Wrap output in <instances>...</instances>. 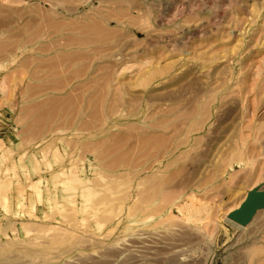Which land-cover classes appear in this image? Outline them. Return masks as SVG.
<instances>
[{
    "label": "rangeland",
    "instance_id": "1",
    "mask_svg": "<svg viewBox=\"0 0 264 264\" xmlns=\"http://www.w3.org/2000/svg\"><path fill=\"white\" fill-rule=\"evenodd\" d=\"M0 245L264 264V0H0Z\"/></svg>",
    "mask_w": 264,
    "mask_h": 264
},
{
    "label": "bare ground",
    "instance_id": "2",
    "mask_svg": "<svg viewBox=\"0 0 264 264\" xmlns=\"http://www.w3.org/2000/svg\"><path fill=\"white\" fill-rule=\"evenodd\" d=\"M129 1V0H128ZM68 8V7H67ZM120 11V10H119ZM121 13V12H120ZM119 19V18H118ZM100 23V22H99ZM100 25V24H99ZM101 26V25H100ZM99 27V26H98ZM89 28V27H88ZM91 28V27H90ZM96 29H98V28H96ZM94 30V29H93ZM37 34V33H36ZM35 35V34H34ZM261 190V189H260ZM169 196V195H168ZM174 196V195H173ZM155 197H157V196H155ZM164 197V196H163ZM167 198V197H166ZM252 197H250L249 198V202L248 203H253L250 199H251ZM146 200V199H145ZM145 200H144V202H145ZM163 200V199H162ZM164 200H165V198H164ZM172 200V199H171ZM256 200V199H255ZM251 201V202H250ZM142 202V201H141ZM164 202V201H163ZM190 202V201H189ZM166 203H167V201H166ZM202 204V203H201ZM190 206V208L191 207H193V205L191 206V202H190V204H186V205H182L179 209H181V210H183L184 212L187 210V211H189V208H186L187 206ZM140 206V205H139ZM192 209V208H191ZM194 210H195V212H193V214L194 213H201V212H203V211H205V209L202 207V206H198V207H196L195 206V208H194ZM192 212L190 213V215L189 216H193V214H192ZM261 213V212H260ZM193 217H195V219H197L196 218V215H194ZM253 219V218H252ZM208 220V219H207ZM250 224V223H249ZM248 224V225H249ZM247 225V226H248ZM243 226V225H242ZM246 227V226H245ZM251 231V230H250ZM155 235V234H154ZM53 237V236H52ZM58 238H59V236H58ZM72 238H74V237H72ZM50 239V238H49ZM54 239H56V238H54ZM53 239V240H54ZM63 239V238H62ZM64 239H66V238H64ZM75 240V239H74ZM76 240L78 241V239L76 238ZM79 240H80V238H79ZM54 241H57V240H54ZM73 240H69L68 242L70 243V242H72ZM52 242V241H51ZM45 243V242H44ZM30 244V243H29ZM41 244V243H40ZM46 244H47V242H46ZM1 246V245H0ZM255 248V247H254ZM20 249H26L25 247H21ZM57 249H62V252L64 253L65 251H66V247H62V248H55V249H53V251H55L56 252V250ZM49 250V249H48ZM2 251V250H1ZM26 251H28V252H31V251H29V250H26ZM27 253V252H26ZM34 253V252H33ZM36 253V252H35ZM34 253V254H35ZM3 255V254H2ZM22 255L23 254H15V255H8V256H2L1 258H3V260H2V262H4L5 264H15L14 262H16V260L18 259V258H21L22 257ZM53 255V254H52ZM48 258V254L46 253V251H44V252H39V253H37V256L35 257V258H33L34 259V262H40V261H46V259ZM31 261V260H30ZM25 263H26V261H25ZM29 263V262H28ZM42 263V262H41ZM21 264V263H20ZM24 264V263H23ZM37 264V263H36Z\"/></svg>",
    "mask_w": 264,
    "mask_h": 264
}]
</instances>
